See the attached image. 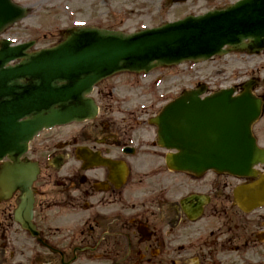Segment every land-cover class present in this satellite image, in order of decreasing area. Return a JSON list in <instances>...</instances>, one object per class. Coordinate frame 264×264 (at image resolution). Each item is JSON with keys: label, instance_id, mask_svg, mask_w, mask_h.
Wrapping results in <instances>:
<instances>
[{"label": "water", "instance_id": "1", "mask_svg": "<svg viewBox=\"0 0 264 264\" xmlns=\"http://www.w3.org/2000/svg\"><path fill=\"white\" fill-rule=\"evenodd\" d=\"M186 0H167L169 5ZM26 9L0 0V32L23 18ZM248 40V45L244 41ZM32 43L15 46L0 40V160L12 164L0 169V192L19 188L16 217L35 235L28 222L36 173L20 162L27 141L42 127L92 118V86L116 72H148L184 61H205L230 50L264 48V0H239L221 10L165 23L132 34L96 28H72L52 48L27 52ZM228 47V49H223ZM19 60L14 65L10 62ZM253 81L215 92L203 99L205 87L185 91L151 119L159 144L177 151L167 158L174 170L200 175L206 170L239 177H258L236 190L238 205L248 211L264 203V149L257 147L251 126L258 119L261 101L251 93Z\"/></svg>", "mask_w": 264, "mask_h": 264}, {"label": "flooded vegetation", "instance_id": "2", "mask_svg": "<svg viewBox=\"0 0 264 264\" xmlns=\"http://www.w3.org/2000/svg\"><path fill=\"white\" fill-rule=\"evenodd\" d=\"M260 71L263 74L255 79L254 91L263 101L262 119L264 60ZM105 89L94 93L101 107L95 120L66 132L42 135L30 146V158L40 167L32 189L38 214L45 207H83L87 214L81 230L76 237L42 233L46 244L62 251L61 258L41 246L30 252L22 235L11 231L12 222L6 215V207L18 201L19 192L15 191L0 200V208L4 206L0 209V264L88 263L92 256L98 257L100 264H220L217 255L226 251L262 260L264 242L258 233L264 215L240 214L237 219L220 212L228 202L227 190L232 192L231 179L212 172L204 182L192 177L191 181L202 183L204 189L191 183L192 189L177 197L174 190L188 186L185 175L164 167L167 153L155 151V141L135 142L137 137L131 134L133 116L141 120L142 114L147 116L153 108L136 109L125 119L122 111L110 104L111 93ZM154 158L163 166L152 164L143 172L141 166ZM199 193L207 197L201 216L226 215L217 232L207 236L201 235L202 225L193 228L198 221H189L187 205H181L184 197ZM229 204L238 210L232 200ZM232 262L249 264L240 258Z\"/></svg>", "mask_w": 264, "mask_h": 264}, {"label": "rangeland", "instance_id": "3", "mask_svg": "<svg viewBox=\"0 0 264 264\" xmlns=\"http://www.w3.org/2000/svg\"><path fill=\"white\" fill-rule=\"evenodd\" d=\"M15 3L28 8V15L18 23L9 27L0 36L9 39L12 44L34 41L35 46L30 50L50 47L57 43L62 37L64 30L73 27L94 26L98 28H111L125 33H132L145 28L159 26L165 22L175 21L186 15H198L215 8H224L225 6L236 2L237 0H188L183 4L169 5L166 0H13ZM263 54L250 56L243 52H230L227 55L217 56L203 62L187 63L179 67H170L156 71L153 78L160 77L156 85L145 81L143 77L133 78L131 75L119 73L115 76L106 78L97 88L112 89L111 104L124 105V108H135L147 110L153 108L144 119L147 121L156 111L163 106L169 99L176 96L181 90L196 87V85L205 83L211 89L241 85L252 75L259 77L263 73ZM170 99V100H171ZM119 118V116H118ZM125 119L128 117L124 116ZM84 124V123H83ZM82 125V124H79ZM134 125V124H133ZM132 125V126H133ZM74 126H67L56 131L66 132ZM136 132L134 135L145 137V141H151L155 138V131L147 125L139 129L134 125ZM145 129V130H144ZM253 133L257 139L258 145L264 147V117L257 121L253 126ZM156 158L147 165H142V171L147 172L152 164H157ZM174 179H171V181ZM204 180V179H203ZM190 183V180H188ZM232 183H234L232 181ZM204 189L202 186H200ZM47 189V187H46ZM231 201L230 194L226 197ZM52 200L49 196L48 200ZM40 198L38 199V201ZM41 206L44 203L40 202ZM4 206H1L2 209ZM222 208L224 213H228L239 219L240 211L226 203ZM222 209L221 212L224 211ZM53 207L40 209L36 222L40 225L46 224V218L52 226L49 231H59L72 233L80 229L82 218L87 214L83 207L71 208L60 207L56 212ZM51 211V212H50ZM50 212V213H49ZM261 212H264L262 210ZM259 213V212H257ZM46 214H48L46 216ZM243 215V214H242ZM222 217L219 214L216 217L204 215L198 223L205 225L208 222L215 226H221ZM59 219V220H58ZM244 219H241V222ZM35 223V221H34ZM196 225V224H195ZM203 228L201 229V231ZM209 228L204 229L201 234L207 233ZM23 236V235H22ZM31 246H35V241L27 237ZM31 246H28L31 248ZM37 247V246H36ZM220 264H240L232 262L234 258L246 259L249 264H255L257 256H241L238 254H221ZM228 254V255H227ZM217 255V256H219ZM172 258V257H171ZM258 264H264L260 260ZM76 264H89L78 262ZM191 264H194L192 261ZM245 264V263H244Z\"/></svg>", "mask_w": 264, "mask_h": 264}]
</instances>
